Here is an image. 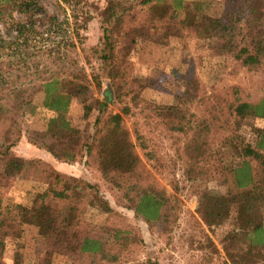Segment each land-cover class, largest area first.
<instances>
[{
  "label": "trees",
  "instance_id": "obj_1",
  "mask_svg": "<svg viewBox=\"0 0 264 264\" xmlns=\"http://www.w3.org/2000/svg\"><path fill=\"white\" fill-rule=\"evenodd\" d=\"M58 1L69 10L68 16L59 5L60 13L48 12L40 0H0V25L13 35L0 47V68L2 56L9 58V69L22 66L33 51V99L41 96L34 107L41 113V126L28 141L55 162L71 165L84 160L149 233L168 236L182 208L175 197L179 186L170 178L174 194H168L142 164L136 148L147 151V139L133 129V140L124 124L125 117L137 118L146 133L154 129L173 140L170 147L182 164L184 180L200 188L195 190L199 220L208 231L225 227L218 244L226 260L264 264V127L256 130L253 145L238 135L246 117L264 120V93L256 99L228 101L213 89L206 94L200 78L191 76L184 79L175 102L156 104L141 96L143 89L155 83L150 78L156 74V64L146 66L145 79L142 74L126 77L122 72L131 56L137 62L144 60L146 48L191 39L205 57L222 62L229 57L247 73L264 78V0H105L96 13L101 35L96 46L89 48L99 62L97 74H87L67 55L85 40L92 19L86 3ZM60 50L66 53L60 56ZM216 60L210 73L216 71ZM218 81L217 75L212 84ZM91 85L108 101L92 97ZM10 94H16L15 90ZM73 102L80 107L75 116L70 110ZM108 106L117 113L107 112ZM7 112L0 104V122ZM91 115L94 119L86 127ZM10 135L9 128L0 131V231L4 237H19L31 219L37 223L44 249L67 252L70 264H116L142 246L133 226L107 223L90 229L83 222L86 207L105 214L106 221L117 215L100 187L58 171L41 158H22L12 151L18 138ZM40 175L44 189L33 197L30 209L6 196L12 182ZM232 209L237 216H231ZM186 241L192 243L191 238ZM194 244L193 250L206 257L219 254L207 236Z\"/></svg>",
  "mask_w": 264,
  "mask_h": 264
},
{
  "label": "rangeland",
  "instance_id": "obj_2",
  "mask_svg": "<svg viewBox=\"0 0 264 264\" xmlns=\"http://www.w3.org/2000/svg\"><path fill=\"white\" fill-rule=\"evenodd\" d=\"M83 1L87 5L85 10L92 19L84 33L83 44L78 45L75 50L71 51V54L68 52L67 55H71L77 66L83 68L87 74L90 72L97 74L99 62L90 54L89 48L96 46L101 35L96 13L104 6L105 0ZM209 1L218 2L219 0ZM40 3L50 13H60L59 5L61 9L64 8L65 15H69V10L62 6L58 0H40ZM215 5L216 3H213V6ZM61 19L62 16L59 15V20ZM12 36V33H7L0 25V47L4 45V41L12 40ZM55 40L58 41L59 37ZM30 45L33 48V42ZM168 45L172 49L171 51L166 48L167 46L146 48L143 59L150 61L149 64H145L144 60L137 62L133 55L123 65L124 76L133 77L142 74L143 79L148 78L145 77L148 76L146 73L148 69L145 70L146 66L157 65L156 74L150 78L155 80L153 87L143 89L141 92V96L145 100L156 104L175 102L182 90L181 84L184 79L191 76L200 78L203 84L202 89L206 94H209L213 89L218 94H225L228 101L256 99L263 95L264 78L247 73L236 66L229 57H226L223 62L217 61L216 58H207L202 50L193 44L191 39H185L181 42L173 39ZM81 48H83L82 51ZM64 53L66 51L60 50L59 55ZM31 54L33 51L29 53L30 57L20 64L22 66H14L9 69H7L9 58L2 56L0 68L1 84L3 85V89H0V96H2L0 104L8 108L4 120L0 122V131L9 128L10 136L13 135V139L18 138L12 147V151L24 159L39 157L42 154L41 150L28 141L33 130L41 126V113L37 108H34L39 106L41 96L36 95L33 99V56ZM215 60L218 62L214 69L216 71L210 73ZM141 64L145 65L141 67ZM217 75L219 81L212 84ZM101 83L102 89H105L106 83L103 79H101ZM90 88L93 93L92 97L105 102L108 101V96H102L93 91L92 85ZM10 90H15L16 94L7 95ZM70 110L74 116L80 113L79 105L74 102ZM107 112L116 114L117 110L115 107L108 106ZM93 119L94 115H91L85 126L90 127ZM124 124L131 133L132 139L134 137L133 129L147 139V151L143 152L136 148V152L156 183L171 195L174 193L168 185L169 179L173 178L178 183L179 191L175 197L182 203V208L176 224L168 236L162 235L163 237H161L157 233H149L147 226L142 221L133 218L132 211L122 207L119 194L109 189L101 181L98 173L86 167L84 160H81L71 165L64 164L61 172L97 184L109 206L117 213L110 221H106L107 216L105 214L88 206L83 215V222L90 229L98 228L107 223L110 226L129 225L138 229L143 242L142 246L133 248L127 260L120 259L116 264H230L218 244L225 227L208 231L199 220L195 208L198 203L196 191L199 192L200 188H195V183L184 180L182 164L170 147L173 140L166 139L154 129L146 133L137 118L125 117ZM263 127V119L246 117L241 123L238 132L239 138L245 143L253 145L256 139V130ZM89 131L92 132L91 128ZM147 153H150L151 156H147ZM58 166L56 164V168ZM35 177L29 181L12 182L8 186L6 196L15 198V202L17 201L24 208L30 209L33 197L44 189L43 177L41 175L37 176L36 179ZM230 213L231 216H237L235 209H232ZM2 234L0 231V264H70V257L67 252L54 253L43 248L38 235L37 223L31 219L24 224L19 237H4ZM205 236L218 248V255L206 257L204 253H197L193 250L195 247L194 240L199 239L203 242ZM187 238H191L192 243L191 241L188 243Z\"/></svg>",
  "mask_w": 264,
  "mask_h": 264
},
{
  "label": "crops",
  "instance_id": "obj_3",
  "mask_svg": "<svg viewBox=\"0 0 264 264\" xmlns=\"http://www.w3.org/2000/svg\"><path fill=\"white\" fill-rule=\"evenodd\" d=\"M38 158H41V159H43L44 161L51 163V164L54 166V168H55L56 170H58V171H62V169H63L64 164H61V163L55 162V161L51 158V156H50L49 154L45 153V152H42V154H41ZM56 164H58L60 167L58 166V168H56ZM40 241H41V240H40ZM41 244H42V242H41ZM42 246H43V244H42ZM43 248H44V247H43Z\"/></svg>",
  "mask_w": 264,
  "mask_h": 264
}]
</instances>
